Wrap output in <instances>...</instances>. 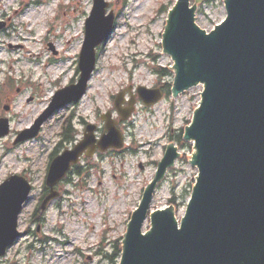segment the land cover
Returning a JSON list of instances; mask_svg holds the SVG:
<instances>
[{
	"label": "rangeland",
	"instance_id": "rangeland-1",
	"mask_svg": "<svg viewBox=\"0 0 264 264\" xmlns=\"http://www.w3.org/2000/svg\"><path fill=\"white\" fill-rule=\"evenodd\" d=\"M107 1L115 24L96 47L95 69L85 94L54 111L36 136L14 142L57 89L77 80L78 54L93 0H0L4 22L0 56L5 59H0V117L7 118L9 126L8 133L0 136V183L11 174H21L32 185L18 217V229L25 234L0 257V264H118L119 258L105 254L115 240L122 241L169 143L180 154L158 182L150 208L172 206L177 218L185 212L197 168L190 163V142L177 139L194 115L203 86L196 84L172 97L174 61L162 49V34L176 0ZM196 6L195 21L206 31L226 16L225 0H201ZM13 55L20 56L18 62L10 59ZM159 68H165L167 75L157 73ZM38 76L43 81L35 82ZM140 85L169 93L149 106L137 98L131 116L118 124L125 136L122 150L81 160L85 172L69 174V180L58 185L59 196L38 221L35 212L51 155L70 145L59 146L62 124L71 121L78 130L76 139L88 123L97 126L100 136L101 114L111 110L118 118L114 98L124 91L126 106ZM149 225L147 218L143 230Z\"/></svg>",
	"mask_w": 264,
	"mask_h": 264
},
{
	"label": "water",
	"instance_id": "water-1",
	"mask_svg": "<svg viewBox=\"0 0 264 264\" xmlns=\"http://www.w3.org/2000/svg\"><path fill=\"white\" fill-rule=\"evenodd\" d=\"M201 0H176L169 9L162 49L174 61L172 97L198 83L204 88L184 139L193 140L191 162L198 169L184 215L178 222L172 206L151 210L153 193L179 156L170 143L157 162L123 234L119 264H264V0H225L226 16L210 31L195 21ZM107 0H93L85 20L78 56L79 76L56 90L49 105L14 142L37 135L54 111L78 101L86 92L96 63V46L110 34L115 15ZM4 22L0 21V28ZM124 91L114 98L119 119L102 113L103 131L85 125L82 137L50 160L45 184L49 191L40 209L59 196L55 186L81 156L119 149L124 134L117 126L131 115L138 96L156 103L160 88L138 86L122 108ZM9 131L0 118V136ZM32 185L21 174L0 183V257L23 232L18 217ZM150 212V213H149ZM149 217V229L143 224Z\"/></svg>",
	"mask_w": 264,
	"mask_h": 264
},
{
	"label": "trees",
	"instance_id": "trees-1",
	"mask_svg": "<svg viewBox=\"0 0 264 264\" xmlns=\"http://www.w3.org/2000/svg\"><path fill=\"white\" fill-rule=\"evenodd\" d=\"M157 73H159L162 76L167 75L166 69L165 68H159L156 71ZM166 94L169 93L168 90L165 89ZM78 133V130L72 125L71 121L69 119H66L65 122L62 124V130L60 132V141H59V146L65 142V144H70L73 143L74 140L76 139V134ZM183 141L182 139V135H179L177 140ZM58 149V147H57ZM121 151V150H120ZM56 153V150L52 153L51 157ZM101 154V153H100ZM85 160L88 158H84ZM85 172V168L81 163H77L74 164L69 172V174H75V175H81L82 173ZM69 175L64 179L63 182L68 181L69 180ZM62 182V183H63ZM48 188L45 186V184L43 183V190L41 193V199L42 197L47 193ZM169 201L171 203H173V199H169ZM35 214L38 215V221H40L43 217V211H41L39 209V207L36 208V212ZM120 253H121V242L119 241V239L115 240L113 242V245L111 247L110 253H106L105 255L108 256L109 259H114V258H119L120 257Z\"/></svg>",
	"mask_w": 264,
	"mask_h": 264
},
{
	"label": "bare ground",
	"instance_id": "bare-ground-1",
	"mask_svg": "<svg viewBox=\"0 0 264 264\" xmlns=\"http://www.w3.org/2000/svg\"><path fill=\"white\" fill-rule=\"evenodd\" d=\"M27 48H28V46H27ZM39 54H40V53H39ZM0 55H1V54H0ZM19 57H20V56H19ZM19 57L16 56V55H13V56H11L10 59L13 60V61H15V62H18V61H19ZM1 58H2V56H0V59H1ZM2 60L4 61L5 59L2 58ZM21 64H22V63H21ZM23 67L26 69V68L28 67V62H24V63H23ZM25 69H24V70H25ZM37 80H39V82H40V81H43V78L40 79L39 76H38V77L35 78L34 81L36 82ZM39 82H38V83H39ZM43 83H44V82H43Z\"/></svg>",
	"mask_w": 264,
	"mask_h": 264
}]
</instances>
